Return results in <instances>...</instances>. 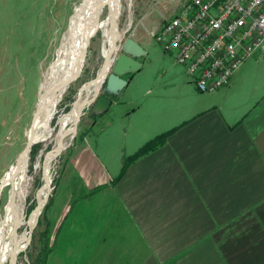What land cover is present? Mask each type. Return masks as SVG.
<instances>
[{
    "label": "crops",
    "instance_id": "0c3cea01",
    "mask_svg": "<svg viewBox=\"0 0 264 264\" xmlns=\"http://www.w3.org/2000/svg\"><path fill=\"white\" fill-rule=\"evenodd\" d=\"M184 1L144 0L140 22ZM162 22L131 29L140 68L66 154L43 216L46 264H264V54L200 92L172 54L151 58Z\"/></svg>",
    "mask_w": 264,
    "mask_h": 264
},
{
    "label": "rangeland",
    "instance_id": "374dc122",
    "mask_svg": "<svg viewBox=\"0 0 264 264\" xmlns=\"http://www.w3.org/2000/svg\"><path fill=\"white\" fill-rule=\"evenodd\" d=\"M79 1L0 0V179L26 144L27 128H29L35 110L41 77L43 78L44 71L53 58L55 46L68 25L73 7ZM130 1L129 4V0H123V2L121 0V13L117 19V26L120 30L129 26L126 35L136 25L162 22V19L166 17V15L158 16L159 14L154 13L145 16L140 22V18L143 17L144 0ZM104 15L105 12H102L95 19L90 30L92 35L86 44L84 58L80 59L77 72L56 106V113L50 125L52 134L45 140L35 141L30 147L28 167L26 166L25 173L27 186L24 213L26 216H29L35 208L41 193L43 183L41 168L53 150V133L57 126V117L69 109V103L74 99L79 86L94 77L103 62L100 54L102 42L100 26ZM87 37L88 34L85 42ZM150 49L151 58H160L161 55L165 58H172V55L163 51L154 40ZM89 108L90 106L83 108L73 137L68 140L66 147L51 160L47 204L45 203L46 205L43 206L38 216L27 245V227L24 225L19 228L24 238L19 240L17 245L24 241V248L15 256V264H37L36 259L41 241L43 238L46 240L44 211L54 194L55 184L60 177L66 154L80 139L90 123L92 114ZM8 188L7 184L0 190V217L3 216Z\"/></svg>",
    "mask_w": 264,
    "mask_h": 264
},
{
    "label": "bare ground",
    "instance_id": "6f19581e",
    "mask_svg": "<svg viewBox=\"0 0 264 264\" xmlns=\"http://www.w3.org/2000/svg\"><path fill=\"white\" fill-rule=\"evenodd\" d=\"M130 2L129 0V4ZM102 12H105V15L100 26L102 33L100 54L104 59L109 56L113 36L117 35L115 27L121 13V0H80L74 5L68 25L55 46L53 58L48 63L43 78L41 77L42 81L39 85L35 103V109L38 108L39 111L31 130L30 125L27 128V137L31 132L34 138L33 142L45 140L52 134L50 125L56 113V106L70 83L69 79L77 72L80 59L84 58L86 51V48L84 49L85 37L90 32L95 19ZM94 77L79 86L74 99L69 103V109L57 117V126L53 133V150L45 160L43 168H41L47 173L48 180L50 163L57 155L55 149L60 137H62V148L64 149L68 140L75 133L77 119L83 108L87 107L93 94V87L100 82L101 72L97 76L96 82ZM24 148L25 146L17 156V163L14 161L10 164L0 179V190L7 184L9 186L7 200L3 206V216L0 217V264H11L14 262L15 256L23 250L24 241L19 246L17 245V242L24 238L23 233L19 232L21 226L26 225L27 227L26 245L31 238H29V229L33 224L32 216L35 208L29 216L25 215L24 198L27 186L25 173L29 152L24 151ZM45 179L42 175L43 183L38 197L40 203H42L47 193V188L44 187ZM16 247L18 252L14 251Z\"/></svg>",
    "mask_w": 264,
    "mask_h": 264
},
{
    "label": "built area",
    "instance_id": "2783aa9c",
    "mask_svg": "<svg viewBox=\"0 0 264 264\" xmlns=\"http://www.w3.org/2000/svg\"><path fill=\"white\" fill-rule=\"evenodd\" d=\"M151 36L198 91L211 92L264 54V0H185Z\"/></svg>",
    "mask_w": 264,
    "mask_h": 264
},
{
    "label": "water",
    "instance_id": "95a60500",
    "mask_svg": "<svg viewBox=\"0 0 264 264\" xmlns=\"http://www.w3.org/2000/svg\"><path fill=\"white\" fill-rule=\"evenodd\" d=\"M115 30L117 35L113 36V42L109 56L103 59V62L94 77V81L96 82L97 76L101 72L102 77L100 78V82L93 87V94L87 105L88 107L90 106L89 110L93 114H101L108 109L111 103V95L119 93L126 86L128 79L125 76L137 71L140 68L141 64L137 59L146 54V50L136 40H134L129 34L126 35L128 28L120 30L116 25ZM91 35L92 31L88 33V39H86L84 49L86 48V44L88 43L87 41ZM71 79H73V77ZM38 111V108H36L33 112L30 130L34 125ZM81 114L82 113L79 114L77 121L79 120ZM33 141V134L30 132L27 137L24 151H30V147L34 143ZM62 142V137H60V141L55 149L57 154L63 149ZM44 157H46V155ZM17 161L18 158L16 157L15 163H17ZM42 174L46 178L44 181V187L47 188V193L44 196L42 203L38 201L35 205L34 214L32 216L33 224L29 229V238L32 235L33 228L37 223L38 216L40 215L42 208L46 203V198L48 195L50 181L48 180L46 172L42 170ZM17 247L14 250L15 252H18ZM11 264H15V262H12Z\"/></svg>",
    "mask_w": 264,
    "mask_h": 264
},
{
    "label": "trees",
    "instance_id": "16d2710c",
    "mask_svg": "<svg viewBox=\"0 0 264 264\" xmlns=\"http://www.w3.org/2000/svg\"><path fill=\"white\" fill-rule=\"evenodd\" d=\"M171 132V130L163 132L161 134H158L157 136L153 137L152 139L148 140L147 142H145L141 147H139L133 154H131L130 156H128L127 158L122 160V164H121V169H120V173L118 174V176L112 178V180L110 181V184L113 185L116 180L120 177V175L123 173L126 165L131 162L133 159L137 158L138 156L144 154L145 152L161 145L166 136ZM100 188V186H96L93 190L92 193L95 192L96 190H98ZM47 204V203H46ZM45 204V205H46ZM43 236V235H42ZM41 247L39 249L38 255H37V264H46L47 261V257H48V253L50 251L49 247L47 246V240H45V238H43V241H41Z\"/></svg>",
    "mask_w": 264,
    "mask_h": 264
}]
</instances>
